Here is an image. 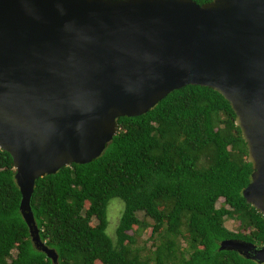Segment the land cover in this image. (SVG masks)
Here are the masks:
<instances>
[{
	"label": "water",
	"instance_id": "water-1",
	"mask_svg": "<svg viewBox=\"0 0 264 264\" xmlns=\"http://www.w3.org/2000/svg\"><path fill=\"white\" fill-rule=\"evenodd\" d=\"M184 86L228 103L251 168L241 196L264 217V0H0V150L31 245L51 264L29 205L35 181L96 159L118 118ZM218 250L264 263V244Z\"/></svg>",
	"mask_w": 264,
	"mask_h": 264
},
{
	"label": "trees",
	"instance_id": "trees-1",
	"mask_svg": "<svg viewBox=\"0 0 264 264\" xmlns=\"http://www.w3.org/2000/svg\"><path fill=\"white\" fill-rule=\"evenodd\" d=\"M116 123L118 133L99 157L34 183L33 221L57 264H258L218 250L224 240L264 244V217L241 196L251 173L245 145L220 95L184 86L145 114ZM13 175L9 155L0 150V264H51L31 245ZM114 198L123 208L112 242L105 211ZM225 220L235 221L236 231ZM147 228L157 243L141 258L131 248L133 234Z\"/></svg>",
	"mask_w": 264,
	"mask_h": 264
},
{
	"label": "rangeland",
	"instance_id": "rangeland-1",
	"mask_svg": "<svg viewBox=\"0 0 264 264\" xmlns=\"http://www.w3.org/2000/svg\"><path fill=\"white\" fill-rule=\"evenodd\" d=\"M217 205H219V202L217 203ZM122 208H123V203L116 198L109 200L106 206L105 215H106L107 225H106L105 233L112 240V242H114V238H115L114 230L117 226ZM137 218L147 221V223L150 226L152 225V222L149 219L144 218L142 214H137ZM94 224L95 221L91 219L90 225L93 226ZM223 225L228 230L236 231L237 223L235 221L225 220ZM133 237H134V243L131 245V248L138 249V255L141 258L149 256L151 253L150 251L153 250L152 244L157 243L155 241V236H150V229L147 228L139 235L133 234ZM177 244L180 247V249H183V247L185 246V243L182 242L180 239H177ZM12 253H14V251Z\"/></svg>",
	"mask_w": 264,
	"mask_h": 264
}]
</instances>
